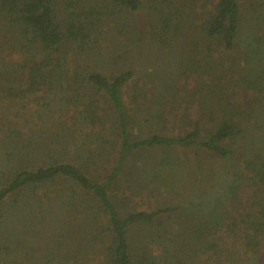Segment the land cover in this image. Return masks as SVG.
<instances>
[{"label":"trees","instance_id":"obj_1","mask_svg":"<svg viewBox=\"0 0 264 264\" xmlns=\"http://www.w3.org/2000/svg\"><path fill=\"white\" fill-rule=\"evenodd\" d=\"M178 148L228 178L203 211L170 205L203 171ZM0 264H264V0H0Z\"/></svg>","mask_w":264,"mask_h":264},{"label":"rangeland","instance_id":"obj_2","mask_svg":"<svg viewBox=\"0 0 264 264\" xmlns=\"http://www.w3.org/2000/svg\"><path fill=\"white\" fill-rule=\"evenodd\" d=\"M145 11H142L139 16H141V19L145 21ZM142 24V21L140 22ZM179 53H175L174 51H167L164 53L163 56H153L150 55V59L147 60L145 58L144 61L137 62L135 64L136 70H143L142 74H138V77H144L149 78L148 73L145 71V68L150 66V63H153L155 65L158 64V69L156 70L157 74H161L164 76L163 80L165 81L166 76H170L172 79H176L178 75L184 71L183 66H178V62H175V59ZM181 60H179L180 62ZM181 64H183V61H181ZM149 71H151V68H148ZM142 81L139 79V82H136V84L140 85ZM160 93H164V91L159 90ZM181 97H183L184 92L179 93ZM180 97V98H181ZM178 98V99H180ZM242 98V96H240ZM248 98L243 99L242 101L246 102ZM176 155H179V157H182L184 160H182V164H187L188 170L191 172H194L196 168H199L203 170L201 174L196 179H191L189 177L186 181V187L184 186L183 189L180 191L177 188H173L169 195V202L170 205H177L180 203H186L188 206V210L190 212H193V210H200L203 211L205 208L211 205V202L213 201V197L218 195L222 190V185L227 182L228 178H224L221 176V173L218 172V176H210L207 179L203 178L202 176L205 175L208 170L213 169V172H217V163L218 158L215 157L212 153L205 149H177ZM221 163V162H220ZM184 172V171H183ZM192 183V185H191ZM156 202L153 198H149V196L142 194L141 196L134 197V199L131 201V210L134 212L144 211L149 212L151 210H154L156 207ZM182 206V205H181ZM170 217L164 219L166 221V226L164 229V243L166 244V250L169 251L170 255L174 253V251L178 250L181 244V239L176 240L177 236L183 237V235H186L187 233H191V230L193 229L195 224V217L191 216H184L182 214H178L175 212L169 213ZM168 215V216H169ZM167 217V216H165ZM192 226V227H191ZM137 235H136V233ZM133 233L136 236L135 243L138 244V240L140 242V246L146 247V248H152L155 252L161 251L160 248H158L157 243L154 241H151L149 237L144 238V236H148L147 233H145L144 228L141 227H135ZM157 229L155 227H152L150 229L151 235L153 238L156 235ZM187 231V232H185ZM171 236V241L167 242L169 237ZM183 239V238H182ZM139 245V244H138ZM9 253V259L12 256L11 252ZM18 254H14L12 256L13 260H16V256ZM173 260L176 258L174 256Z\"/></svg>","mask_w":264,"mask_h":264}]
</instances>
